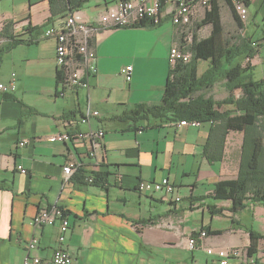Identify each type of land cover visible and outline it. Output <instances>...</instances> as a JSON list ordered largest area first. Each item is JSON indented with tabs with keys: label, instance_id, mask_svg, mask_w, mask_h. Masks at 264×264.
<instances>
[{
	"label": "crops",
	"instance_id": "0c3cea01",
	"mask_svg": "<svg viewBox=\"0 0 264 264\" xmlns=\"http://www.w3.org/2000/svg\"><path fill=\"white\" fill-rule=\"evenodd\" d=\"M115 1L83 0L71 14L94 23ZM214 1L223 26L224 15L230 12L238 31L260 44L250 60L255 69L257 62L264 61V0H247V15H237L242 28L225 0ZM65 5V0H0V27L5 20H13L16 33L24 38L28 37L23 31L27 24L59 27L65 20L62 15L68 14ZM202 13H196L193 20H199ZM169 19L164 16L154 27H99L90 42L97 71L89 76V88L61 89L56 80L55 39L45 36L42 29L31 42L15 45L3 55L0 84L15 87L7 92L8 99L2 98L0 90V264H22L26 244L33 237L38 242L29 254L41 259L51 257L61 245L73 255L74 264H211L219 249L247 251L251 230L264 234L263 205L247 202L232 212L230 200L212 196L216 182L236 177L242 132L230 130L221 160L209 163L203 146L210 123L180 125L179 121H141L126 115L137 103L161 98L170 67L169 50L179 43L178 27L171 22V28H164L163 22ZM251 24L260 37L249 35ZM161 33L163 44L156 39ZM124 65L132 66L129 82L120 73ZM204 68L201 61L199 73ZM227 93L222 81L208 92L219 99ZM87 105L98 115L82 121ZM90 128L104 130L96 154L101 160L97 171L108 172L104 184L73 179L77 171L87 175L95 160L88 155L89 139L48 138L56 132ZM21 141L25 143L20 145ZM73 157L83 165L66 180L62 167ZM116 172L120 180L114 177ZM163 178L176 185L180 200L136 188L140 180ZM53 206L64 209L69 221L62 244L57 220L33 224L39 210ZM215 218L228 221L221 224ZM201 230L207 232L202 238L198 236ZM192 236L195 245L190 247ZM208 249L213 253H207ZM253 256L256 264H264V239L248 257Z\"/></svg>",
	"mask_w": 264,
	"mask_h": 264
},
{
	"label": "trees",
	"instance_id": "16d2710c",
	"mask_svg": "<svg viewBox=\"0 0 264 264\" xmlns=\"http://www.w3.org/2000/svg\"><path fill=\"white\" fill-rule=\"evenodd\" d=\"M82 2L83 0H65L64 9H69L68 14L62 15L65 20ZM243 2L248 5L247 0ZM225 3L242 28L231 0H225ZM220 14L219 5L211 0L210 6L203 9L199 20H192L188 25L173 23L178 27L176 34L179 43L176 46L189 53L190 58L169 62L168 75L158 102L137 103L127 110L126 115L141 121L155 119L158 122H177L185 119L210 123L208 138L203 146V157L209 163L221 160L230 130L242 132L236 177L216 182L212 190V196L216 200H230L229 209L236 212L247 202L264 206V76L255 79L254 66L250 64L251 58L258 54L260 44L238 30L226 35ZM65 20L59 27L64 25ZM159 23L152 19H140L135 24L123 27H154ZM14 24L13 20H5L0 27V63L7 51L20 43L31 42L34 34L46 26L41 28L27 24L23 31L28 37L24 38L16 33ZM204 26H209L210 29L206 35H200L198 31ZM201 61L205 63V68L199 73ZM63 72V69H57L56 72V80L62 90L66 88ZM217 81H222L228 92L222 99L208 94ZM236 91H240L238 96L234 94ZM10 97L7 92L2 94L3 99ZM107 177V171L97 172L95 181L91 183L86 174L77 171L73 179L75 182L104 184L108 182ZM220 212L221 209L217 211ZM262 236L264 237L259 231H250V241L245 251L247 256L258 251Z\"/></svg>",
	"mask_w": 264,
	"mask_h": 264
},
{
	"label": "built area",
	"instance_id": "2783aa9c",
	"mask_svg": "<svg viewBox=\"0 0 264 264\" xmlns=\"http://www.w3.org/2000/svg\"><path fill=\"white\" fill-rule=\"evenodd\" d=\"M244 0H231L237 15L240 18H244L247 15V6L243 2ZM211 0H116L113 5L105 8L100 14L99 18L94 23L82 22L75 18L73 15L67 16L64 25L62 27H55L53 25H46L43 29V34L48 38H54L56 44V56L55 64L57 69H63V75L66 81V89H73L77 87L89 88V76L95 74L96 67V53L94 47L91 45L92 36L96 33L99 27H123L135 24L140 19H152L154 22H160L164 16H168L174 24L188 25L191 24L193 17L200 10L208 8ZM190 58L189 53L182 51L178 46H171L169 50V62H175L176 60H188ZM121 75L125 81H129L132 74V66L124 65L120 69ZM13 83L9 85L0 84V90L3 92H9L14 89ZM62 89V88H61ZM97 116L98 111L87 105L83 115L82 121L87 116ZM198 121L181 120L178 124L183 125H197ZM104 136V130L88 129L85 131L75 132H56L49 135L50 140H76L81 141L85 138L90 140L91 146L89 148L88 155L95 160L87 174V180L93 183L95 180V174L98 172V168L101 160L97 158L98 149L101 146L100 139ZM25 141H21L19 144L23 145ZM83 162L76 157L67 160L66 164L62 167V172L66 180L70 175L80 167ZM23 172L24 169L21 165L18 166ZM116 180L121 179V174L114 173ZM136 188L140 192H164L171 195L172 199L180 200V195L176 192V185L168 178H163L160 181L154 180H140ZM55 220L58 221V242L63 243L67 230H69V221L64 209L59 206H53L39 210L33 217V224L36 226L52 224ZM207 234L205 230H201L198 234L199 237H204ZM38 239L33 237L27 244V254L22 260V264H74L75 260L72 254L67 249L59 245L56 248L51 257L47 259H41L39 256H31L29 251L32 247L37 245ZM188 244L190 247L195 245V238L192 236L188 238ZM246 250L239 247H227L219 249L215 252L216 258L211 264H233L234 262H245L246 264H256L255 257H248ZM207 253H213V249H208Z\"/></svg>",
	"mask_w": 264,
	"mask_h": 264
},
{
	"label": "rangeland",
	"instance_id": "374dc122",
	"mask_svg": "<svg viewBox=\"0 0 264 264\" xmlns=\"http://www.w3.org/2000/svg\"><path fill=\"white\" fill-rule=\"evenodd\" d=\"M249 10L250 11H252L253 12V14L255 13V11H254V9H253V7H250L249 8ZM230 12H228V14L225 16L224 15V32L226 33V35H229V34H231V33H234L236 30H238L237 28V24H236V22L231 18V16H230V14H229ZM257 19L259 20L260 19V16H257ZM171 19H169V20H166V21H164L163 22V24H164V28L165 29H167V28H171ZM195 24V23H194ZM193 27H194V25H193ZM257 30V27H254L253 26V24H251L250 26H249V30H248V33H249V35H252V37H254V38H257V37H260V31H257V32H255ZM208 32V28H206L205 26L204 27H202V29H199V31H198V33L200 34V35H204V34H206ZM163 38V34L161 33L160 35H158L157 37H156V39L161 43V44H163L164 42L161 40ZM215 52H217V46H216V51ZM264 58V57H263ZM3 66H1L0 68H2ZM264 76V61L262 62V63H258L257 62V65L255 66V69H254V77H255V79H257V78H261V77H263ZM125 80V79H124ZM130 81V80H129ZM129 81H126V82H129ZM181 121V120H180ZM179 121V122H180ZM199 124V123H198ZM215 220L216 221H219V219H216L215 218ZM228 221V219H225V218H222V219H220V223L221 224H225L226 222ZM262 233V232H261ZM262 235H264L263 233H262ZM264 239V237L262 236V240Z\"/></svg>",
	"mask_w": 264,
	"mask_h": 264
}]
</instances>
